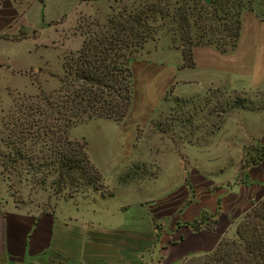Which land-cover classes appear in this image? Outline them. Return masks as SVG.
I'll return each instance as SVG.
<instances>
[{
	"label": "crops",
	"instance_id": "1",
	"mask_svg": "<svg viewBox=\"0 0 264 264\" xmlns=\"http://www.w3.org/2000/svg\"><path fill=\"white\" fill-rule=\"evenodd\" d=\"M45 2L40 5L44 7ZM239 20L232 50L221 53L212 45L195 46L191 66H182L181 51L169 47V40L160 47L159 40L155 43L151 59L134 57L130 69L137 89L138 76L154 71L143 82L142 106L149 111L142 122L133 119L128 128L112 119L97 118V138L103 137L104 145L101 150L87 148L89 156L99 151L105 156L113 154L112 140L122 148V154L123 143L134 139V126L140 122L141 126L147 124L153 115L155 109L147 107L149 101H155L167 89H171L173 96L191 97L209 89L248 92L262 86L264 15L252 7L242 9ZM159 49L167 54H158ZM160 75L166 77L165 82L155 81ZM129 112L132 114L133 108ZM241 112V120L229 117L215 134L216 137L227 130L229 122L231 129L235 125L226 133L227 137L239 140L238 149H234V139L228 141L233 164L222 163L223 159L206 163L205 158H199L189 170L183 168L174 152L166 153L157 173L166 161L174 160L181 169V180L178 187L160 198L127 199L110 209L112 195L108 194L61 197L46 212L32 216L4 203L0 207V264H180L189 256L209 252L220 239L235 234L243 215L264 198V107ZM250 143L253 146L248 149ZM218 148L226 152L221 145ZM254 154L260 156L248 159ZM132 156L130 151L124 162ZM238 161L241 168L235 179ZM157 177L152 181L156 182ZM187 179L189 184L185 185ZM227 179L229 184L225 182ZM121 184L128 192L142 183L127 178ZM180 188L184 195L174 207L173 193ZM157 206L164 211L158 213Z\"/></svg>",
	"mask_w": 264,
	"mask_h": 264
},
{
	"label": "rangeland",
	"instance_id": "2",
	"mask_svg": "<svg viewBox=\"0 0 264 264\" xmlns=\"http://www.w3.org/2000/svg\"><path fill=\"white\" fill-rule=\"evenodd\" d=\"M138 1L46 0L44 7L40 5H43V0L42 2L39 0L0 1V38L5 39H0V131L7 115L15 109L21 100L37 94L39 88L48 94L59 87V77L63 75L62 63L64 60L67 62L70 57L76 56L83 41L85 38L87 39L86 31L97 34V31L106 24L107 18L117 15L122 8L130 11ZM186 1L190 5L192 2H200V0ZM242 1L248 7H253L259 14L264 15V0ZM233 8L229 6V11H233ZM220 24L221 21L216 23L217 26ZM172 37L171 34H162L153 40L148 39L134 54V57L153 58V47L158 40L159 47L169 40L167 43L169 47L179 48L177 35ZM213 44L210 45L214 46ZM165 51L159 49L158 54H164ZM147 72L143 77L138 76L140 89L134 86L132 76V97L134 93L136 96L130 101L129 111L133 108L134 112L131 114L128 111V114L120 122L124 123L123 128H128L133 123V119L142 122L146 117L145 113L149 111L148 108H145L146 106H142L144 98L141 99L142 96L144 97L143 82L148 76H151L152 72L154 73L153 70ZM155 81L165 82L166 77L160 75ZM170 92L171 89H167L163 95L159 96L160 99L149 101L147 107L155 109L152 111L153 115L149 116L147 124L142 123L141 126V122H137L138 124L134 126L136 132L134 139L131 142L123 143L125 148H123L122 154L120 153L122 148L119 145H114L115 142L112 140L110 143L113 145V154L105 156L99 151L92 154V157L89 156L87 148L101 150L104 145V138H97L99 129H96L98 123L96 119L103 117H92L68 128L69 139L83 140L86 143L87 155L100 172L102 191L112 195L109 198L110 209H113L115 204L127 199L130 201L133 198L157 199L173 191V188L181 180V169H179L178 163L168 160L162 165L160 173H157L161 159L166 153L174 152L181 160L183 168L189 170L192 167L191 163L196 164L199 158H205L206 163L223 159L222 163L231 162L232 165L234 158L229 153L228 141L234 137L229 138L226 133L230 132L235 125L231 129L229 126L232 125L229 122L226 126L227 130L222 131L216 137L215 134L217 135L221 131L223 123L229 120V117L241 120V111H255L264 107V84L248 92L218 88L209 89L191 97L173 96ZM233 101H237V107L232 105ZM238 142L239 140L235 138L234 149H238ZM219 145L224 147L223 149L226 148V152H220ZM251 146L253 145L250 143L247 148L249 149ZM7 150L8 147H5L0 141V153ZM243 150L246 151V149ZM130 151L133 158L125 163V157ZM256 156L260 155L254 154L248 159H254ZM225 157L228 158L225 159ZM3 161L6 162L0 154V207L4 206V203H8V205H14L31 216L38 215L46 212L47 207L52 206L57 198L69 193L66 188L58 193L54 192L53 186H50L53 175L47 177L43 185L37 184L30 177V173L25 172L23 166L20 165L18 166L19 172L10 169L6 174V166H4L5 162L2 163ZM240 163L241 161L237 162L239 167L235 179L240 174ZM121 166L124 167L122 171L120 170ZM155 176H158L156 182L155 179L152 181ZM34 177H39V174L37 173ZM127 178L142 184L137 189L125 192L121 187V182L127 181ZM225 182L229 184V179ZM187 184H189L188 179L185 182V185ZM93 193L97 192L85 188L76 192L72 191L70 195L79 198ZM173 194L175 200L173 206L176 207L177 202L184 195L183 188L176 190ZM159 203L160 201L157 204ZM60 205L62 208L64 204ZM157 211L159 213L164 209L158 207ZM112 215L115 217L114 214ZM235 238V234H232L225 239ZM187 258L180 264L198 262L195 259Z\"/></svg>",
	"mask_w": 264,
	"mask_h": 264
},
{
	"label": "trees",
	"instance_id": "3",
	"mask_svg": "<svg viewBox=\"0 0 264 264\" xmlns=\"http://www.w3.org/2000/svg\"><path fill=\"white\" fill-rule=\"evenodd\" d=\"M197 3L139 0L130 11L122 8L107 18L97 34L86 31L87 39L76 56L62 63L59 87L48 94L39 88L37 94L21 100L3 121L0 141L8 150L0 154L6 160L2 162L6 174L10 169L19 172L20 165L41 185L53 175L50 186L55 193L69 190L63 198L85 188L106 194L100 184V172L87 155L86 143L69 139L68 128L92 117L116 122L124 119L132 99L130 63L148 39L177 35L182 66L192 65L195 46L214 43L221 53L232 50L239 32L240 12L252 7L242 0ZM229 6L234 7L233 11H229ZM218 21L221 24L217 26ZM236 102H232L235 107ZM37 173L39 177H34ZM262 200L237 223L235 239L222 238L209 252L189 256L187 259L198 261L190 264H264Z\"/></svg>",
	"mask_w": 264,
	"mask_h": 264
}]
</instances>
